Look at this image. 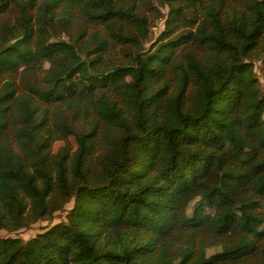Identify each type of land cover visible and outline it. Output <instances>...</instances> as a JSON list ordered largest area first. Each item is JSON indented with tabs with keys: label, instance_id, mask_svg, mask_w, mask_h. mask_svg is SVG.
I'll return each instance as SVG.
<instances>
[{
	"label": "trees",
	"instance_id": "trees-1",
	"mask_svg": "<svg viewBox=\"0 0 264 264\" xmlns=\"http://www.w3.org/2000/svg\"><path fill=\"white\" fill-rule=\"evenodd\" d=\"M153 1L0 0V264H264V0Z\"/></svg>",
	"mask_w": 264,
	"mask_h": 264
},
{
	"label": "rangeland",
	"instance_id": "rangeland-1",
	"mask_svg": "<svg viewBox=\"0 0 264 264\" xmlns=\"http://www.w3.org/2000/svg\"><path fill=\"white\" fill-rule=\"evenodd\" d=\"M153 2H155L154 4H156L155 6L158 7V9L161 11V14H158V17L155 18V22H154V26H153V40H155L161 33V31H163L164 29V18H159L161 17L162 14H166L167 13V7L164 6L160 0H154ZM153 4V3H152ZM16 15L15 12H9L7 13L3 18L2 21L3 22H13L14 16ZM62 37H67L65 33H62L61 35ZM149 44L146 45V47H148ZM254 70L255 73L260 81V85L262 87V89L264 90V60L262 59H255L254 60ZM72 140L74 141V139L72 138ZM75 143V141H74ZM62 142H58L55 144L54 148H58L60 145H62ZM71 203H68L66 205V208H64L63 210H59L56 211L54 213V215L49 218V219H45V220H39L35 223H33L30 227L28 228H22L19 229L17 231H13V232H8L6 230H1L0 231V236H19L22 237L24 239H28L30 237L35 236L38 232H40L41 230H43L45 227H48L52 224H55L61 220L65 219V215H66V209H68L70 207ZM218 247H213L209 249V252L218 250Z\"/></svg>",
	"mask_w": 264,
	"mask_h": 264
}]
</instances>
